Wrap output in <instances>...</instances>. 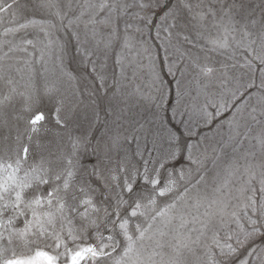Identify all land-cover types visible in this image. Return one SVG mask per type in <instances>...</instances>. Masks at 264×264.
Returning a JSON list of instances; mask_svg holds the SVG:
<instances>
[{
  "label": "snow or ice",
  "instance_id": "6c2138e0",
  "mask_svg": "<svg viewBox=\"0 0 264 264\" xmlns=\"http://www.w3.org/2000/svg\"><path fill=\"white\" fill-rule=\"evenodd\" d=\"M0 264H264V0H0Z\"/></svg>",
  "mask_w": 264,
  "mask_h": 264
}]
</instances>
